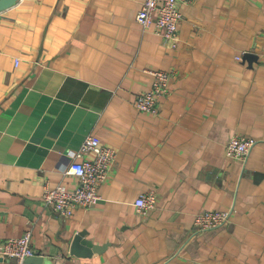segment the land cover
Here are the masks:
<instances>
[{
	"label": "crops",
	"instance_id": "1",
	"mask_svg": "<svg viewBox=\"0 0 264 264\" xmlns=\"http://www.w3.org/2000/svg\"><path fill=\"white\" fill-rule=\"evenodd\" d=\"M144 1L0 13V243L32 230L48 264H264V62L245 60L264 50V0H191L177 48L136 20ZM151 70L172 74L157 114L136 107ZM235 134L258 140L245 163L225 155ZM89 135L117 152L101 199L58 215L44 187L77 184L65 171ZM206 210L232 215L201 229ZM79 233L100 252L75 254Z\"/></svg>",
	"mask_w": 264,
	"mask_h": 264
},
{
	"label": "built area",
	"instance_id": "2",
	"mask_svg": "<svg viewBox=\"0 0 264 264\" xmlns=\"http://www.w3.org/2000/svg\"><path fill=\"white\" fill-rule=\"evenodd\" d=\"M191 0H145L138 11L136 20L144 29L155 27L163 44L177 48L180 43V26L183 19L181 6ZM264 62V50L258 55ZM17 60V64H18ZM154 77L149 91L139 95L136 107L145 113L157 114L158 100L170 94L172 74L163 70H151ZM258 140L254 137L235 134L226 144L225 155L229 159L247 162ZM82 157V160H78ZM117 157L114 148L99 138L89 135L80 150L73 154L71 164L65 174L76 177L77 184L51 186L46 183L43 200L56 214L71 217L78 208L90 209L101 199L100 187L108 180L109 173ZM158 196L154 191L143 192L136 200L137 212L146 215L156 208ZM232 211H209L197 214L195 224L201 229H215L226 225ZM38 255L33 247V232L28 230L20 237H13L0 243V260L17 258L23 264L28 257Z\"/></svg>",
	"mask_w": 264,
	"mask_h": 264
},
{
	"label": "water",
	"instance_id": "3",
	"mask_svg": "<svg viewBox=\"0 0 264 264\" xmlns=\"http://www.w3.org/2000/svg\"><path fill=\"white\" fill-rule=\"evenodd\" d=\"M19 0H0V13L5 11L12 6H14ZM259 56L251 53H247L245 55V60L249 62L258 59ZM85 233H79L75 236L72 249L74 250L75 254L79 256H90L92 252H100L101 248L95 246L93 242L84 239ZM25 264H48L45 257L36 255L32 257H28L24 261Z\"/></svg>",
	"mask_w": 264,
	"mask_h": 264
}]
</instances>
